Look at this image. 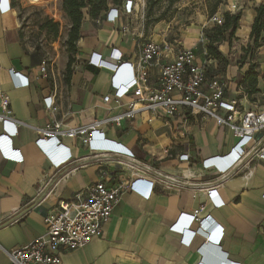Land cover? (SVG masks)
I'll list each match as a JSON object with an SVG mask.
<instances>
[{"label": "crops", "instance_id": "0c3cea01", "mask_svg": "<svg viewBox=\"0 0 264 264\" xmlns=\"http://www.w3.org/2000/svg\"><path fill=\"white\" fill-rule=\"evenodd\" d=\"M263 1L252 0L247 35L254 8ZM22 2L15 0L13 8L0 11V102L4 97L9 100L16 130L12 143L23 156L16 162L0 155V264H9L7 251L44 233V216L59 199L70 198L95 181L127 182L136 168L116 160L118 155L124 158L121 153L107 148L90 150L71 138H62V148L47 144L48 153L35 141L47 122L78 127L122 112L131 96L122 94L117 105L111 77L117 61H135L145 39L133 29L123 31L126 17L122 23L107 19L108 6L96 18L83 8L76 59L66 81V74L41 72L45 59L25 34L28 27L22 25L19 13ZM195 29L183 31L185 47L199 45L198 29L202 27ZM260 55L264 76V53ZM247 68L248 63L229 64L224 72L230 78L227 96L239 98L244 108L248 101L237 85ZM15 73L27 78L28 84L19 82ZM106 95L110 101L105 103ZM45 98L52 101L49 108ZM2 128L0 123V133ZM97 128L104 138L132 151L141 165L168 179L163 186L155 184L157 172H149L145 176L152 184L148 196L125 190L103 234L82 248L63 252L61 264H264V158L246 156L233 175L208 184L216 189L221 206L215 207L202 189V183L215 180L221 172L217 166L204 168L202 161L228 153L236 142L227 127L199 113L185 111L183 116L167 117L158 110L151 120L139 113L119 126L104 122ZM258 142L261 148L264 129L255 133L250 145ZM64 149H70L72 159L53 166L49 157L64 156ZM183 153H190L188 161L179 159ZM199 206H203L200 217L210 224L207 228L192 223L189 231H198L187 244L184 233L171 226ZM213 226L217 227L211 231Z\"/></svg>", "mask_w": 264, "mask_h": 264}, {"label": "built area", "instance_id": "2783aa9c", "mask_svg": "<svg viewBox=\"0 0 264 264\" xmlns=\"http://www.w3.org/2000/svg\"><path fill=\"white\" fill-rule=\"evenodd\" d=\"M107 6L109 8L107 19L111 17L110 21L122 23L123 17H127L129 13L137 12L139 9L141 12L144 11L146 0H120L119 4L114 3L113 0H107ZM13 7V0H0L1 12ZM211 20L215 24H221L223 18L214 15ZM130 27L127 21L121 28L125 32H131ZM201 40L203 41V38ZM201 54L207 57L206 45L203 46ZM207 59L199 58V54L195 53L193 48L185 47L180 39H161L160 41L145 39L140 44L135 61H117V68L111 77L113 101L117 105L120 104L122 94L128 93L131 96L124 104L125 109L122 112L78 127L64 128L61 122L50 121L40 129V136L35 144L47 153V144L53 142L57 147L62 148L60 142L63 137H67L78 140V144L90 150L107 148L121 153L124 158L118 155L115 159H120V163L124 161L136 168H133L135 171L127 182L110 183L99 180L88 184L70 198L59 199L44 216V233L24 245L7 251L9 264H61L63 252L82 248L93 238L103 234V227L125 190L136 191L143 196L150 194L152 184L145 176L152 171L159 172L150 166L141 165L135 159L134 153L121 143L104 138L97 128L100 123L119 126L123 120L132 119L139 113H146L148 120H151L158 115V110H163L167 117L183 116L185 111H189V113H199L214 118L218 125L229 129L236 141L228 153L202 161L204 168L217 166L221 171L215 180L201 185L207 198L215 207L222 205L223 202H219L217 198L216 189L208 184L233 175L246 156L255 154L264 158V145L261 148H259L260 142L254 146L250 145L255 133L264 129V109L244 108L239 98L227 96L230 78L224 73L209 75V64L214 59L209 57ZM40 70L45 72V60L41 62ZM15 75L21 78L19 82L28 84L27 78L21 77L19 73ZM237 89L243 93L242 87L237 85ZM45 100L46 107L49 108L52 101L49 98ZM103 101L105 103L110 101V96H104ZM0 103V123L3 127L0 133V155L11 161L20 162L23 156L20 149L14 147L12 143L16 130L12 124L14 121L11 120L13 116L9 100L4 97ZM64 152V156L59 158L49 155L53 166L58 167L72 159L70 149H64ZM189 158L190 153L179 156V159L185 161ZM137 167L142 169V172L136 170ZM164 177L156 175L153 181L163 186L166 180ZM202 209L203 206H199L191 213L182 214L179 222L171 226L173 230L184 233L182 239L187 244L191 242L192 236L188 227L192 223L198 222L203 227L210 224L207 218L200 217ZM216 227L209 229L214 231Z\"/></svg>", "mask_w": 264, "mask_h": 264}, {"label": "rangeland", "instance_id": "374dc122", "mask_svg": "<svg viewBox=\"0 0 264 264\" xmlns=\"http://www.w3.org/2000/svg\"><path fill=\"white\" fill-rule=\"evenodd\" d=\"M150 2L149 5V0H146L144 11L141 12L139 9L126 17L131 30L141 34L144 39L160 41L176 38L183 43L181 38L183 31L190 33L195 31L196 27H202L198 29L199 45L193 47L195 53H202L203 46L211 43L220 53V57L210 62L209 75L224 73L229 64L248 63L251 59L259 64L260 58H263L260 53H264V42L259 48H255L249 34L247 35L250 20L248 13L254 5L252 0H150ZM239 10L242 12L240 30H236L231 35L229 29L222 33L213 29L216 26L211 20L214 15L224 16L225 12L235 13ZM19 13L22 25L28 27L24 29L25 34L46 60L45 72H54L65 77V67L69 58L66 38L70 20L62 9L61 0H23ZM45 18L57 23L56 34L47 28H40ZM249 45L251 50L244 52L242 48ZM200 56L207 59L203 54ZM234 79L238 81L239 74H236ZM257 87L260 94L257 92L245 97L248 101L247 109L258 110L264 107V94H262L264 76L259 78Z\"/></svg>", "mask_w": 264, "mask_h": 264}, {"label": "trees", "instance_id": "16d2710c", "mask_svg": "<svg viewBox=\"0 0 264 264\" xmlns=\"http://www.w3.org/2000/svg\"><path fill=\"white\" fill-rule=\"evenodd\" d=\"M13 0V6H15ZM114 3L119 4L120 0H113ZM149 0V5H150ZM62 9L70 20V25L68 29V34L66 38L67 50L69 52V58L65 68V80L69 79L72 69L71 65L75 61V55L77 53L76 41L80 37L81 23L83 19V8L88 9V14L92 18H96L102 10L107 7V0H61ZM255 15L250 26L249 38L252 40L255 48H259L264 42V1L257 5L255 8ZM242 16L241 10L235 13L225 12L222 15L223 21L221 24H216L213 29H217L221 33L229 29L230 34L233 35L235 31L240 27V19ZM40 28H47L51 30L54 34L57 33V23L52 21V19L45 18L40 24ZM220 38V37H218ZM208 39V38H207ZM209 42V39L208 41ZM244 52H249L251 50V45L246 48H242ZM207 57L212 59H217L220 57V53L217 47L211 43L206 45ZM263 78L261 71L259 69V64L253 59L248 62V68L245 71L242 79L239 81L238 86L242 87L243 93L247 97L259 92L258 80Z\"/></svg>", "mask_w": 264, "mask_h": 264}, {"label": "clouds", "instance_id": "9594fccd", "mask_svg": "<svg viewBox=\"0 0 264 264\" xmlns=\"http://www.w3.org/2000/svg\"><path fill=\"white\" fill-rule=\"evenodd\" d=\"M197 231H198V229L196 231L190 230L191 236H192L191 239L197 234Z\"/></svg>", "mask_w": 264, "mask_h": 264}, {"label": "water", "instance_id": "95a60500", "mask_svg": "<svg viewBox=\"0 0 264 264\" xmlns=\"http://www.w3.org/2000/svg\"><path fill=\"white\" fill-rule=\"evenodd\" d=\"M152 172H155V171H152ZM156 173V172H155ZM156 175H158V176H162L161 174H159V173H156ZM163 177V176H162ZM164 178H166V177H164ZM166 179H168V178H166Z\"/></svg>", "mask_w": 264, "mask_h": 264}, {"label": "bare ground", "instance_id": "6f19581e", "mask_svg": "<svg viewBox=\"0 0 264 264\" xmlns=\"http://www.w3.org/2000/svg\"><path fill=\"white\" fill-rule=\"evenodd\" d=\"M185 172L188 174L189 171L187 170V171H185Z\"/></svg>", "mask_w": 264, "mask_h": 264}]
</instances>
